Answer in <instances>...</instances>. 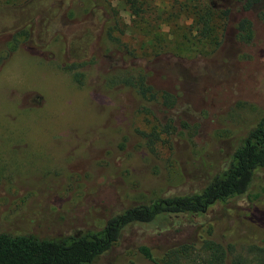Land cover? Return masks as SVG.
<instances>
[{
  "label": "rangeland",
  "instance_id": "1",
  "mask_svg": "<svg viewBox=\"0 0 264 264\" xmlns=\"http://www.w3.org/2000/svg\"><path fill=\"white\" fill-rule=\"evenodd\" d=\"M91 1L0 0V233L60 237L196 193L264 123V0ZM254 195L264 212V166L201 215L130 225L102 263L142 264L139 246L164 255L198 230L227 239Z\"/></svg>",
  "mask_w": 264,
  "mask_h": 264
},
{
  "label": "trees",
  "instance_id": "2",
  "mask_svg": "<svg viewBox=\"0 0 264 264\" xmlns=\"http://www.w3.org/2000/svg\"><path fill=\"white\" fill-rule=\"evenodd\" d=\"M85 1L88 3L91 0ZM92 1L99 9L110 13L105 0ZM130 10L138 15L140 9L131 3ZM111 21L108 18L101 31L107 33L114 24ZM245 32L249 35L248 27ZM119 79L144 96L147 88L144 87L143 77L125 75ZM163 98L167 99L168 95L163 94ZM263 166L264 123L260 120L235 148L227 167L215 174L198 192L137 202L104 219L97 227H86L60 237L40 238L32 234L2 232L0 264H103L102 259L113 251L125 228L152 222L165 225L175 217L201 215L215 204H224L244 194L254 171ZM256 198L257 195L249 198L254 209L253 221L247 223L243 219L231 229L228 227L227 239L221 240L211 231L204 233L198 230L187 234L185 239L166 248V254L159 256L142 245L137 248L142 264H181V258L187 259L189 264H264V212L255 207ZM245 223L248 228L244 226L240 229V225ZM116 256L119 264V255ZM131 263L135 264L133 261L128 264Z\"/></svg>",
  "mask_w": 264,
  "mask_h": 264
},
{
  "label": "flooded vegetation",
  "instance_id": "3",
  "mask_svg": "<svg viewBox=\"0 0 264 264\" xmlns=\"http://www.w3.org/2000/svg\"><path fill=\"white\" fill-rule=\"evenodd\" d=\"M241 2H244V3H243L244 7H247L248 3H247L246 1H241ZM241 2L236 1V3H238V4L240 3V5H241ZM249 7H250V6H249Z\"/></svg>",
  "mask_w": 264,
  "mask_h": 264
}]
</instances>
